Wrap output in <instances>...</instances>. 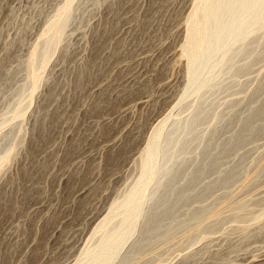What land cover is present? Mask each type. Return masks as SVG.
<instances>
[{"label": "rangeland", "instance_id": "obj_1", "mask_svg": "<svg viewBox=\"0 0 264 264\" xmlns=\"http://www.w3.org/2000/svg\"><path fill=\"white\" fill-rule=\"evenodd\" d=\"M65 1L0 0V156L16 147L0 169V264H75L111 205L142 187L140 160L158 124L170 113L176 115L164 126L166 142L176 121L193 118L195 98L178 108L177 103L191 83L182 47L196 0L73 1L64 39L31 99L29 54L44 44L43 33ZM257 36L261 34L253 36L258 41ZM243 58L235 59L237 67L246 63ZM258 58L249 70L216 81L226 82V91L215 89V96L213 90L200 98L203 107L211 104L204 108L207 114L209 108L215 110L208 117L201 106L198 115L207 117L190 131L191 138L196 136L190 146L194 149L189 148L193 152L188 149L180 156V181L171 183V192L163 196L168 197L166 203L157 208L159 214L171 210L173 218H163L159 234L135 255L136 264H264V221L247 220L264 209V132L235 145L220 168L189 181L190 170L195 165L207 168L210 155L241 132L252 110L264 104V57ZM16 103H21L23 118L10 113ZM217 114L222 117L215 118ZM261 121L264 125V118ZM186 135L185 140H191ZM205 147L207 152L212 148L209 156ZM227 172L232 178L222 184L218 180ZM202 190L209 191L202 201L192 199ZM237 207L240 214L247 213L241 224L247 225L246 231L231 228L237 226L232 222ZM196 216L204 221L200 227L194 226ZM215 217L220 220L210 227ZM201 232L210 234L209 239L191 246ZM166 233L170 235L160 236ZM139 236L127 242L113 264H124Z\"/></svg>", "mask_w": 264, "mask_h": 264}, {"label": "bare ground", "instance_id": "obj_2", "mask_svg": "<svg viewBox=\"0 0 264 264\" xmlns=\"http://www.w3.org/2000/svg\"><path fill=\"white\" fill-rule=\"evenodd\" d=\"M73 1H75V0H66L64 5L59 10H57L58 14L55 15L56 16L55 20H53L52 22H50L47 25V28L45 29V31L43 33V37L44 38L46 37L44 44L43 45L37 44V46L34 47L33 51H31V54H29L30 56L27 60L26 65H27V68L29 70V79L31 82H28L30 84H29V86L27 84V87H28L27 89L29 92V97L31 99L34 97L38 88L41 86V83H42L43 78H44V73H45V70L47 69V65H48L49 61L51 60L53 55H55V52H56L58 46L60 45V43L64 39V35L66 34L65 29H67L66 27H67L68 23L70 24L71 17L73 16L71 13L73 10V5H74ZM184 32H185V35H184V42H183L184 44L182 47L183 48L182 52L188 59L187 60V66H186V68L188 70L187 69L186 70H187V72L189 71V75H190L189 80L191 81V83H189V88L186 87L189 89V90L186 89L188 91V92H186L187 94L184 97H182L181 100L177 103V108L179 106H182V103L186 99L195 98V101L192 100V101H194L193 105L191 104V106L190 105L189 106L191 107L190 110L193 114L196 112L197 113H196V115H193V114L191 115V117H193V118L188 119L189 116L187 115L186 116L187 119L184 118L186 120L183 121V118H182V121H181V119L179 121H176L177 124L173 122L174 126L176 124L177 128H174V129H176L175 132H173L174 130L171 131L174 133V134L172 133L173 136H171V133H169L170 137L168 139H166V142H164L165 140L163 141L164 126L171 119L173 120V117H175L176 115L172 112L168 116H166V118L158 124V126L152 132L151 137H149L150 138L148 140L149 144H148L147 148H145L146 149L145 153H144V155L142 154L143 157L140 160L141 161V174H140L138 182H139L140 186L142 185V187L141 188L139 187V189L137 187V189H135L127 199H124L125 201L124 200L123 201L122 200L121 201L116 200L117 202H114L111 205V207L109 208V210H110L109 214L107 213L108 215L105 216L104 219L101 220V222L97 225L96 229L93 232L92 237L90 238L91 241H89L90 242L89 245L87 247L85 246L86 248L83 249L82 253L78 257L75 264H113V262L115 263L117 258L121 257L122 249L125 248V245L127 244V242L129 243V241L134 236L139 234L141 236V237L139 236L140 241L137 244L134 242L136 245L134 247H132V249L128 252V254H126L127 257H125L126 255L123 256V257H125V259H123L124 264H136L137 261H136V259H134V257L137 254V252L143 250L144 248H146V246L148 247V245L152 241V238L155 237V234L156 233L159 234V232H158L159 225H160V223H162V220L164 217L168 218V215L170 214L171 210L170 211L167 210L166 212L163 211L164 213L162 211H160V214H159V212H157V208L160 205L162 206L164 203H166V199L168 197L165 199V197H163V196L167 194V190L169 189L171 183L173 181H176L175 180L176 178L179 179V177H178L179 175L177 176V174H178L177 171H178V167L181 164V161L183 160V157H181V159H180V156L182 154H185L184 152L187 151L189 148H191L190 146L194 145L192 138H195L196 136L191 138V136H192L191 135L192 133H190L191 129L194 130V128L197 129V127L200 128V126L203 125V122L205 121V119L207 117V116L205 117V115L207 113H206V109H204V108H208L209 106H211V104H210L208 107L207 106L203 107L202 104H204V103L203 102H202V104L200 103L202 101L200 98H202V96L204 97L205 93H208V92L213 91V90H214L213 91L214 96L216 95L215 92L217 90L224 88V90L226 91V89H225L226 86H224V87L222 86L223 84L225 85L226 82L223 84H220L221 82L219 81L220 83L217 85L216 81H218L219 79H222L225 76L233 75V74L238 75L237 74L238 72L249 70L252 67V64L254 63L255 59L257 61L258 57H261V56L264 57V0H196L195 8L193 9V11H191V13L189 15L188 26ZM258 32H259V34H257ZM260 34H261L260 37L257 36V38L259 37L258 41H257V39L253 38L254 35H260ZM253 40L257 41L255 47L250 46V42L253 44V42H254ZM39 45H41V46H39ZM249 47L250 48L254 47L255 49H250ZM241 56L245 57L243 59H245L246 63L243 66L240 65L239 67H237L238 62L236 64L235 59L238 57H241ZM262 59H264V58H262ZM259 60H261V58ZM189 75H187V76H189ZM236 85L237 84H235V86ZM239 85H240V82H239ZM229 86H230V84H228L227 89H230ZM241 86H243V85L241 84ZM231 87H232V83H231ZM243 88H241V89H243ZM260 88H262V87H260ZM25 89H26V87H23V89H21L22 90L21 93H24V91H26ZM215 89H216V91H215ZM257 89H259V88H257ZM224 90H223V92H224ZM256 91L257 90H255V92ZM211 96H212V94H211ZM254 97H252V98H254ZM257 98L259 99V97H257ZM257 98L256 99L254 98V99L257 101ZM199 99H200V101H199ZM205 99H207V98H205ZM255 100H252V101H255ZM262 100L260 99L259 101H262ZM232 103L235 105V102H232ZM252 103L254 105L255 102H252ZM262 103H264V100ZM259 104H258V108L254 109V110L251 109L252 113H251V115H248V119H247V122H246L243 130L241 132H239L237 135L235 132L234 135H236V136H234L232 138L229 137L230 140L227 139V144L225 143L226 145H221V146L219 145L218 150H217L218 152L215 154L213 153L214 155H210L211 159H210V161L208 160V162H210V163L208 164L209 166H207V168L203 167V166L202 167H196V165H195L193 168L194 170H190V171H192L191 173H190V171L188 172V173H190V175H189L190 176V179H189L190 182H192L194 180L196 181L197 178L199 179V177L201 175H203L205 172L207 173L206 170L210 171L211 169L214 170V169L220 168L221 166L219 164H220L221 159L224 160L223 157H225L226 155L228 156V153H231L230 151L233 150L232 148L236 147V146L238 147L240 142H242L245 138H247L251 135H254V134H260V133L264 132V125L259 124V122L261 120H262L261 122H263L264 104L261 107H260L261 104L260 105ZM20 105H21V103H18V104L16 103V107L14 106L15 108L12 110V112L10 111V113L13 115L14 119L23 118L25 116V112L19 110ZM253 105H251V103H250V106H253ZM189 106H188V108H189ZM201 106L205 110V113H206L205 115H203V113H202V115H198L200 110H202ZM237 106L235 105V107H237ZM214 110H213V108H209V110H207V112H208V114H210L209 111L212 112ZM251 110H250V112H251ZM247 114H249V113H247ZM217 116H218V114L215 116V118H217ZM208 117H209V115H208ZM218 117H222V115L218 116ZM221 119L223 120V118H221ZM207 120L209 121L208 118H207ZM210 120H212V118ZM217 120L220 124L221 123L220 119H217ZM217 123H216V125H217ZM204 124H205V122H204ZM209 124H208V126H209ZM214 125H215V123H214ZM172 126H173V124H172ZM214 128H215V126H214ZM240 129H242V128L240 127ZM212 130H213V128H212ZM0 131H2V130H0ZM188 131L190 134L188 133L186 135V133ZM196 131L197 130H195V132ZM204 131H206V128ZM167 134H164V135L167 136ZM199 134H200V132H198V134H196V135H199ZM184 135H186V136L190 135L191 140H189L187 138L185 140ZM202 135H203V133H202ZM208 135H209V130H208ZM207 136H205V137L208 139H211V138H209V136L208 137ZM201 138H202V136H201ZM247 139H249V138H247ZM207 141L208 140H206V141L204 140V144ZM211 141H212V139H211ZM199 144H200V141H199ZM210 145H213V142ZM196 146H195V148H196ZM215 146L216 145L214 142V150L213 151H215ZM10 147H11V145H10ZM191 149H194V148H191ZM191 149H189L190 153L193 152V150L191 151ZM197 149H198V146H197ZM205 149H206V147H205ZM15 150H16V147H14V145H13L4 155L0 156V169L9 163L12 155H14L13 153L15 152ZM203 150H204V148H203ZM209 150L211 151L212 148ZM209 150H208V152H209ZM208 152L206 149V153L209 156ZM210 153H212V152H210ZM188 154H189V152H188ZM188 154L186 153V155H188ZM203 154H201V155L204 156L205 154L204 155ZM184 158H186V157H184ZM201 158H203V157H201ZM206 158H207V156H206ZM179 160H180V162H179ZM187 160H188V158H187ZM204 160H207V159H205V157H204ZM202 162H203V159H202ZM199 163H201V162H199ZM206 164H207V162H206ZM138 165H140V163ZM197 166H198V164H197ZM218 166H220V167H218ZM234 170H235V168H234ZM209 171H208V173H209ZM229 171H231V169ZM237 171H238L237 173H239V169H237ZM210 172H212V171H210ZM213 173H214V171H213ZM221 173H222V171H221ZM223 173H224V171H223ZM230 173L227 172L226 173L227 175H225L224 177L220 176L222 178L218 177L219 178L218 181H220V179H221L220 182L222 184H226L232 178L231 175H228ZM234 173L237 175L236 172H234ZM233 176H235V175H233ZM233 179H234V177H233ZM179 181H180V179H179ZM151 185H155L156 187L155 188L152 187L153 189L149 190L148 188ZM174 186H176V185H173V187ZM218 186H219V183H218ZM218 186H214V187H218ZM133 189H134V187H133ZM208 189H210V188H208ZM204 190H202L201 192H203ZM175 191H177V190H175ZM207 191L208 190L204 191L203 193L199 192L198 195H197V193H198L197 192L196 196L194 195V197L192 199H194L198 202L202 201L203 198H205L204 196L206 195ZM165 192H166V194H164ZM169 192H171V191H169ZM180 192H182V191H180ZM174 193H176V192H174ZM170 202L173 203V200H170ZM168 203H169V200H168ZM161 206L159 208H161V210H162ZM171 207H170V209H171ZM242 207L243 206H241V208ZM166 208L164 210H166ZM239 208H238V213L237 214L235 213L236 214L235 220L232 221L237 226H233L231 228H233L235 230L246 231L247 229H249L248 227H246L247 225L244 226L241 224L244 222L242 220L245 219V217L247 218V216H245V215H247V213L245 212L244 213L245 215H242L243 213L240 214L242 212V210L240 208V211H241L240 212ZM244 208H246L245 205H244ZM168 211H169V213H168ZM244 211H245V209H244ZM258 211H260V210H258ZM256 213L252 214L251 216H250V213L248 214L250 217L248 216L249 219H247V220L252 224H258V223L264 221V209L260 213H258V214H256ZM172 216H170V217H172ZM197 216L194 219L195 220L194 226L200 227L204 221L200 222L198 220ZM230 216H232V217H230ZM230 216H229L230 220H232L231 218H234L233 214ZM198 217L203 218L202 215L198 216ZM189 220L191 221L192 218ZM194 220H192V221H194ZM203 220H205V219H203ZM219 220H220L219 217H215L209 223V226L215 227ZM187 223H189V222H187ZM161 226L163 227V225H161ZM190 226H191V224H190ZM169 227H167V228H169ZM181 227H182V225H181ZM173 228H175V226ZM165 229L161 230L160 232L162 233V231H164ZM233 229H231V230H233ZM199 231H197V232H199ZM168 234L167 233L165 235L160 234V236H162L164 238V236H166ZM209 236H210V234H207L204 232L199 233L197 239L194 241V243L191 246H193L197 243H202V242L207 241L209 239ZM165 238H167V237H165ZM117 261H118V259H117Z\"/></svg>", "mask_w": 264, "mask_h": 264}]
</instances>
